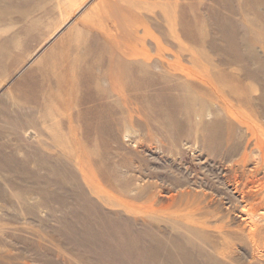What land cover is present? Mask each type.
<instances>
[{"label":"rangeland","instance_id":"374dc122","mask_svg":"<svg viewBox=\"0 0 264 264\" xmlns=\"http://www.w3.org/2000/svg\"><path fill=\"white\" fill-rule=\"evenodd\" d=\"M263 193L264 0H0V264H264Z\"/></svg>","mask_w":264,"mask_h":264},{"label":"bare ground","instance_id":"6f19581e","mask_svg":"<svg viewBox=\"0 0 264 264\" xmlns=\"http://www.w3.org/2000/svg\"><path fill=\"white\" fill-rule=\"evenodd\" d=\"M256 146H257V145H256ZM259 147H260V149L263 148L262 145H260ZM259 147H258V148H259ZM262 150H263V149H262ZM262 150H261V151H262ZM246 158H247V157H246ZM258 180H259V179H258ZM262 183H263V182H262ZM259 184H260V183H259ZM250 185H252V184H250ZM261 185H262V184H261ZM261 185H260V186H261ZM262 186H263V185H262ZM247 187H248V186H247ZM261 189H262V187H261ZM246 190H247V189H246ZM237 191L240 192L239 190H237ZM244 192H245V191H244ZM241 193H243V192H241ZM249 193H250V192H249ZM243 194H244V193H243ZM263 194H264V193H263ZM244 196H245V194H244ZM244 196L242 195L243 199H244L246 196H249V195H246L245 197H244ZM250 196H251V195H250ZM250 196H249V197H250ZM256 197H257V196H256ZM258 197H259V196H258ZM258 197H257V198H258ZM252 198H254V197H252ZM243 199H242V200H243ZM249 199H250V198H249ZM253 200H254V199H253ZM258 200H259V199H258ZM243 201H244V200H243ZM248 201H249V200H248ZM251 201H252V200H251ZM255 201H256V200H255ZM263 201H264V199H263ZM244 203H245V201H244ZM252 203H253V202H252ZM263 203H264V202H263ZM245 204L248 205L247 202H246ZM249 205H250V204H249ZM250 206H251V205H250ZM252 208H253V206H252ZM252 208H250V209H252ZM244 209H246V208H244ZM253 209H254V208H253ZM246 211H247V210H246ZM248 211H249V210H248ZM250 211H251V210H250ZM252 211H253V210H252ZM254 211H256V209H255ZM258 211H259V210H258ZM256 212H257V211H256ZM249 214H250V213H249ZM246 215H247V214H246ZM250 218H253V217L250 216ZM253 219H254V218H253ZM249 223H250V222H249ZM251 223H252V222H251ZM252 224H253V223H252ZM249 225H250V224H249ZM252 226H253V225H252ZM257 227H258V225H257ZM255 228H256V227H255ZM254 230H255V229H254ZM252 233H253V232H252ZM253 237H254V235H253Z\"/></svg>","mask_w":264,"mask_h":264}]
</instances>
